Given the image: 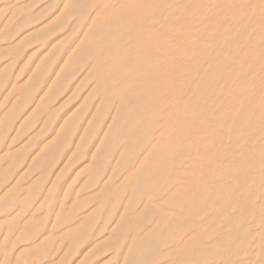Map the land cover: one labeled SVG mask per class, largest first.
<instances>
[{
	"label": "rangeland",
	"instance_id": "rangeland-1",
	"mask_svg": "<svg viewBox=\"0 0 264 264\" xmlns=\"http://www.w3.org/2000/svg\"><path fill=\"white\" fill-rule=\"evenodd\" d=\"M153 1L0 0V264H264V0Z\"/></svg>",
	"mask_w": 264,
	"mask_h": 264
},
{
	"label": "crops",
	"instance_id": "crops-1",
	"mask_svg": "<svg viewBox=\"0 0 264 264\" xmlns=\"http://www.w3.org/2000/svg\"><path fill=\"white\" fill-rule=\"evenodd\" d=\"M1 181H3V180H1ZM25 240V239H24ZM32 241V240H31ZM36 243V242H35ZM34 243V244H35ZM32 244V242H30V244L29 245H31ZM5 246V244H0V249H7L6 247H4ZM3 246V247H2ZM19 249V248H18ZM18 249H17V251H18ZM19 254V253H18ZM8 254H7V256H6V258H5V264H6V262H9V264L12 262V260L11 261H8L7 259H8ZM24 259H30L31 260V262L29 261L28 263H31V264H38L41 260H40V258L38 259V258H36L35 259V257L34 258H32L30 255L29 256H25V255H23V257H21L18 261H15V263H20L22 260H24Z\"/></svg>",
	"mask_w": 264,
	"mask_h": 264
},
{
	"label": "bare ground",
	"instance_id": "bare-ground-1",
	"mask_svg": "<svg viewBox=\"0 0 264 264\" xmlns=\"http://www.w3.org/2000/svg\"><path fill=\"white\" fill-rule=\"evenodd\" d=\"M67 1V0H66ZM252 1V0H251ZM153 2H155V0L153 1ZM199 3V2H198ZM168 7V6H167ZM200 8V7H199ZM188 9V8H187ZM188 11H189V9H188ZM100 14V13H99ZM102 14V13H101ZM104 14H105V12H104ZM193 14H195V13H193ZM205 16V15H204ZM203 16V17H204ZM213 18V17H212ZM248 18V17H247ZM203 19V18H202ZM192 20V19H191ZM205 20V19H204ZM186 22V21H185ZM261 22V21H260ZM227 23V22H226ZM201 24H202V22H201ZM224 25H225V23H224ZM159 26V25H158ZM222 26V25H221ZM238 26V25H237ZM255 30V29H254ZM221 31L219 30V33H220ZM200 34V33H199ZM176 36V35H175ZM180 38V37H179ZM191 41V40H190ZM207 41V40H206ZM231 43V42H230ZM229 43V44H230ZM208 45V44H207ZM190 64V63H189ZM262 65V64H261ZM259 66H260V64H259ZM187 69V68H186ZM254 74V73H253ZM251 76H253V75H251ZM189 77V76H188ZM206 77V76H205ZM209 77V76H208ZM186 79H189V78H186ZM252 79H254L253 77H252ZM213 80V79H212ZM188 81V80H187ZM186 80H185V82H187ZM204 81V80H203ZM192 82V81H191ZM253 82H255V80H253ZM250 84H251V82H250ZM204 85H206V83L204 84ZM188 87H189V85H188ZM181 87H179V89H180ZM249 88H250V85H249ZM174 89V88H173ZM190 89V88H189ZM188 89V90H189ZM187 90V91H188ZM191 91H190V93L192 92V89H190ZM180 91V90H179ZM182 91V90H181ZM199 92V91H198ZM189 93V92H188ZM189 95V94H188ZM198 97V96H197ZM200 116V115H199ZM229 121V120H228ZM245 125V124H244ZM237 135H235V137H236ZM75 146H77V145H75ZM230 154V153H229ZM228 154V155H229ZM230 156V155H229ZM227 163V162H226Z\"/></svg>",
	"mask_w": 264,
	"mask_h": 264
}]
</instances>
